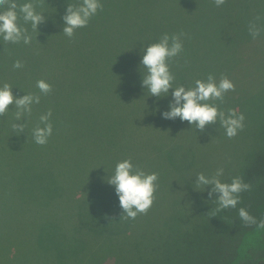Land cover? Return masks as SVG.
<instances>
[{
    "label": "trees",
    "instance_id": "16d2710c",
    "mask_svg": "<svg viewBox=\"0 0 264 264\" xmlns=\"http://www.w3.org/2000/svg\"><path fill=\"white\" fill-rule=\"evenodd\" d=\"M32 2L43 21L33 29L18 20L30 41L0 37V84L7 82L17 98L40 97L32 113L21 117L26 127L20 135L11 131L17 122L15 103L0 115V237L30 235L35 247L29 264H102L109 257L117 264H213L215 246L256 227L243 224L239 207L257 221L264 219V34L253 39L237 28L244 26L248 11L264 13V0H236V6L227 7L230 14L220 9L204 13L210 0H101L97 14L71 38L63 33V16L78 0ZM212 18L229 28L219 40L204 31ZM165 32L185 34L183 52L169 62L175 83L187 88L209 74L217 81L226 76L234 90L222 101L209 102L226 113H243L245 126L236 136L221 138L215 136L224 131L219 119L201 130L176 118L170 139L153 142L146 156L133 162L158 175L154 195L161 197L153 202L161 213L145 245L140 224L149 217L127 218L106 178L112 163L128 157L129 126H135L128 105L149 106L157 99L142 86L140 61L142 49ZM16 60L22 62L20 69L13 67ZM253 61L262 71L256 85L242 71ZM40 79L51 85L49 93L36 87ZM49 109L53 133L47 144L38 145L31 129ZM161 127L167 134L171 124ZM179 137L193 138L190 144L207 137L217 153L233 151L237 160L221 181L240 176L252 186L240 194L236 209L217 211L218 193L209 196L212 185L199 190L189 182L185 192L168 196L174 185L168 170L189 171L200 147L184 145ZM101 168L106 174L96 172ZM242 264H264V252Z\"/></svg>",
    "mask_w": 264,
    "mask_h": 264
},
{
    "label": "clouds",
    "instance_id": "9594fccd",
    "mask_svg": "<svg viewBox=\"0 0 264 264\" xmlns=\"http://www.w3.org/2000/svg\"><path fill=\"white\" fill-rule=\"evenodd\" d=\"M217 7L225 3V0H214ZM102 7L101 0H78L77 3L69 4L66 14L63 16V33L71 38L79 28L87 26L90 19L97 14ZM25 23L30 22L35 29L44 19L41 12L34 7L32 0H0V37L4 41L28 43L30 37L26 30L18 24L19 19ZM264 20L257 16L247 25L248 34L257 39L264 34V24L258 22ZM184 33H163L160 38L148 44L142 49L141 65L143 66L142 86L147 95L158 99L167 97L169 90L172 99L169 101L168 110L161 113L165 119L179 118L204 129L205 125L220 120L224 134L232 138L244 128L245 116L237 113L234 109L226 112L220 110L216 104L209 101H222L224 94L234 90V83L225 77L217 81L214 75L209 74L206 79H196L194 85L187 88L183 84H176V77L170 69L169 62L178 57L184 50L182 37ZM22 62L16 60L13 67L20 69ZM36 87L42 93H49L51 85L43 79L37 80ZM15 103L16 121L11 124V131L20 135L25 131L26 125L20 123L21 117L32 113V105L40 103V97L27 94L15 97L11 86L5 82L0 84V115L5 114L9 105ZM52 110L49 109L39 116V123L31 129V138L38 145H45L53 133L51 122ZM224 176V168L218 167L215 175L208 176L203 172L197 174L194 187L204 190L212 185L209 196L218 193L216 198L217 211L233 208L240 203V194L251 189V185L240 176H234L231 182L221 181ZM158 175L155 172L146 173L143 169L135 166L130 158L118 161L114 169L106 178V182L114 186L119 204L127 218L134 219L138 214L145 213L151 207L156 189ZM238 217L245 225L257 223V218L251 215L244 207H239ZM264 227V221L260 222Z\"/></svg>",
    "mask_w": 264,
    "mask_h": 264
},
{
    "label": "rangeland",
    "instance_id": "374dc122",
    "mask_svg": "<svg viewBox=\"0 0 264 264\" xmlns=\"http://www.w3.org/2000/svg\"><path fill=\"white\" fill-rule=\"evenodd\" d=\"M236 0H225V3L220 7H217L214 0H210L209 3H206L203 6V12L209 13L212 11H217L218 9L222 10L225 14H230V10L227 8L229 6H236ZM235 12V10L233 9ZM247 15L246 22L241 23L244 26H238V29H246L249 21H253L258 15L264 18L263 10L260 11H248L245 13ZM264 24V20L258 22ZM204 31L214 34L215 40H219L220 34L229 29L228 26L219 18H212L211 21L204 23ZM219 33V35H218ZM202 35L198 34L197 38H201ZM253 50V49H252ZM251 68L247 67L248 70H242L243 74H250L254 85H256V78H261L262 71L255 67L257 64L256 61L251 63ZM249 77V76H248ZM250 78V77H249ZM250 78V79H251ZM172 99L171 94L167 97L157 98L155 101H152L149 106H132L128 105L130 113L134 112L135 117V126L132 124L129 126V137H128V158L134 161L142 159L143 156H146L148 152V147L153 142L165 141L170 139L169 137L174 133L173 121L174 119H165L161 113L168 110L169 101ZM171 124V128L168 129V133L161 127V124L165 122ZM166 127V126H165ZM140 132V133H139ZM215 136L225 138L224 131L218 130ZM166 134V135H165ZM182 144L186 145L188 142H193V138H188L185 142L184 137H179ZM206 141H198L193 143H188L189 145H200L197 150V156L194 160V166L189 169V171H178V170H168L170 179L169 183H174L173 187L168 190V196H172L182 191L185 192L186 186L189 182L195 183L197 174L200 172L205 173L208 176L215 175V171L218 167L224 168V176L229 173L235 164L237 157L233 154L231 149L227 150V153H217L216 147L213 142L205 137ZM229 144H224V147H228ZM215 147V148H214ZM205 158L204 161L202 159ZM117 162L112 163L108 170V175L112 172ZM172 171L177 172H187V173H175L171 174ZM96 172L104 175L107 172V169H98ZM181 176L183 179H181ZM223 177V176H222ZM221 178V177H220ZM161 196H155L154 199L158 200ZM153 199V200H154ZM154 202L151 207L145 212L149 217V220L142 221L140 224L141 228V244L148 245L151 242V233L157 230L158 226V216L161 213L160 210L154 207ZM35 214L32 213L31 221L34 220ZM264 219H259L256 224L255 229L247 228L239 236L236 241L229 240L225 243V246H221L213 251V256L211 257V263L213 264H242L247 260H251L254 257L260 255L264 252V227L260 226V222ZM138 228V227H137ZM230 244V245H229ZM35 241L31 238L30 235H22L21 238H1L0 237V264H13L12 260L19 259L21 260L20 264H29L31 259V254L34 251ZM16 251H19L18 254H13ZM127 252V251H126ZM102 264H117L114 257L107 258Z\"/></svg>",
    "mask_w": 264,
    "mask_h": 264
}]
</instances>
